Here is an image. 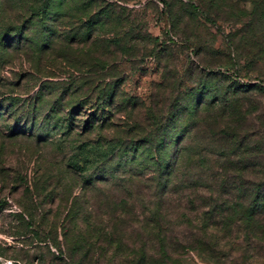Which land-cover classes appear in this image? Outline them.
I'll list each match as a JSON object with an SVG mask.
<instances>
[{
  "label": "trees",
  "instance_id": "16d2710c",
  "mask_svg": "<svg viewBox=\"0 0 264 264\" xmlns=\"http://www.w3.org/2000/svg\"><path fill=\"white\" fill-rule=\"evenodd\" d=\"M92 3L84 0L80 17L71 21L59 11L62 0H42L32 6L27 21L42 31L41 46L52 38L61 40L70 35L72 44L77 40V44L96 45L109 29L114 7L95 4L96 17L91 13ZM163 16L167 26V14ZM121 19L115 17L120 29L124 26ZM3 37L5 42L12 38L8 32ZM150 40V54L159 56L166 43L158 37ZM130 41L129 33L115 41L122 55H134L133 49L125 47ZM109 42L104 43L105 48ZM82 67L84 75L71 76L60 94L56 87L49 90L47 85L45 93L41 85L39 94L32 101L23 100L20 107L18 97L8 96L0 103V118L5 120L9 115L14 120L7 126L10 137L26 135L40 143L60 137L67 142L65 148L69 145L60 190L44 195L53 204L66 188L69 191V197L48 211L52 219L47 238L57 258L66 254L68 264H100L111 254L109 263L171 264V249L179 241L162 230V223L167 217L164 206L175 203L188 210L179 215V225L191 233L181 247L183 251L195 250L219 262L237 241L245 245L243 258L251 249H264V142L256 139L258 125H238L243 122L241 117H231V95L242 87H233L232 93L233 85L221 88L197 83L188 88L182 81L175 86L164 81L156 84L164 93L163 100H152L147 106L122 92L118 79L106 81L105 75L110 74L107 60ZM210 76L217 83L231 82L220 72ZM219 93L222 107L215 112L213 104ZM48 94L52 99L45 110ZM207 96L213 101H207ZM21 108L26 115L18 114ZM119 116L131 121L115 125ZM216 118L220 119L218 125H214ZM23 184L24 190L30 191L25 179ZM97 187L109 191L102 202L108 208L107 219L97 215L86 201ZM136 208L141 210L139 214ZM35 218L31 213L26 218L32 230L37 227ZM134 224L148 237L147 242L140 240L143 245L125 238L126 230ZM148 242L153 249L145 246Z\"/></svg>",
  "mask_w": 264,
  "mask_h": 264
},
{
  "label": "rangeland",
  "instance_id": "374dc122",
  "mask_svg": "<svg viewBox=\"0 0 264 264\" xmlns=\"http://www.w3.org/2000/svg\"><path fill=\"white\" fill-rule=\"evenodd\" d=\"M41 1L0 0V103L5 97L13 96L20 99V107L23 100L32 101L39 94L41 85L45 93H48L47 85L49 90L56 87L60 94L71 76L84 75L86 70L81 68L82 64L105 59L110 63L106 81L118 79L122 92L147 106L152 100H163L164 93L158 91L156 84L164 81L174 86L182 81V86L188 88L197 83L209 87L217 84L221 88L233 85L229 90L232 93L233 87L245 90L251 86L250 90L247 88L249 91L240 90L231 95V117L239 120L241 117L243 122L238 125H258L260 132L256 139L264 142V0H92V16L98 15L97 3H110L114 7L109 29L101 34L99 44H77V40L72 44L70 35L61 40L52 38L45 46H41L42 31L38 25L27 21L32 6ZM83 1L62 0L59 11L76 21L83 12L80 8ZM164 12L169 19L167 26ZM117 15L123 18L121 29L115 21ZM4 32L12 36L10 41L3 40ZM127 33L132 41L125 47L133 49V56L122 55V48L115 43ZM149 37H158L159 42L166 43L159 56L150 54L153 43ZM108 41L110 45L105 48L104 43ZM214 72L228 76L232 83L215 82L217 79L210 76ZM217 95L218 101L213 104L215 112L222 107L221 95ZM45 99H48L43 106L46 110L52 98L48 94ZM205 99L213 101L211 96ZM23 112L22 108L18 110L20 115ZM13 121L9 115L5 120L0 118V200L5 201L0 204V264H68V255L57 258L47 231L52 219L48 211L55 210L60 200L69 197V191L66 188L53 204L44 195L60 190L69 145L65 148L67 142L60 137L41 143L26 135L10 137L7 126ZM115 121V125H124L131 120L119 116ZM219 121L216 118L214 125ZM24 179L30 185L28 192L24 190ZM107 192V188L97 187L86 198L103 219H107L108 208L102 204ZM140 211L135 209L137 214ZM184 212L188 210L183 204L164 206L167 217L162 230L179 241L171 249V264H264V249L258 252L251 249L243 258L245 245L240 241L228 247L226 256L219 262L195 250L183 251L181 247L191 234L179 225V215ZM30 213L36 217L34 230L26 225ZM130 226L133 228L126 230L127 241L141 245L140 240L148 239L138 225ZM120 230L124 228L121 226ZM151 245L148 242L145 246L153 249ZM110 255L103 257L100 264H121L109 263Z\"/></svg>",
  "mask_w": 264,
  "mask_h": 264
}]
</instances>
